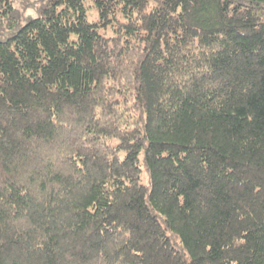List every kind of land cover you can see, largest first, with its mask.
Returning <instances> with one entry per match:
<instances>
[{
    "label": "trees",
    "instance_id": "16d2710c",
    "mask_svg": "<svg viewBox=\"0 0 264 264\" xmlns=\"http://www.w3.org/2000/svg\"><path fill=\"white\" fill-rule=\"evenodd\" d=\"M0 264H264V0H0Z\"/></svg>",
    "mask_w": 264,
    "mask_h": 264
},
{
    "label": "rangeland",
    "instance_id": "374dc122",
    "mask_svg": "<svg viewBox=\"0 0 264 264\" xmlns=\"http://www.w3.org/2000/svg\"><path fill=\"white\" fill-rule=\"evenodd\" d=\"M15 2V4L19 7L22 6L23 4V0H13ZM87 4H89L88 7V17L90 20H94L95 18H97L98 16V11L96 10L95 7L90 6L92 4L91 1L87 2ZM140 158H141V163H142V172H141V181L147 185H149V172L144 164V160H143V152L140 154Z\"/></svg>",
    "mask_w": 264,
    "mask_h": 264
}]
</instances>
